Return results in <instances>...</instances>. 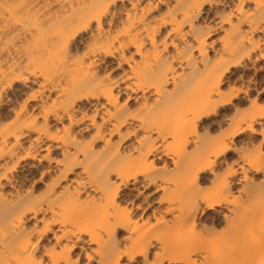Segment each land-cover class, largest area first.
I'll list each match as a JSON object with an SVG mask.
<instances>
[{
	"label": "bare ground",
	"instance_id": "6f19581e",
	"mask_svg": "<svg viewBox=\"0 0 264 264\" xmlns=\"http://www.w3.org/2000/svg\"><path fill=\"white\" fill-rule=\"evenodd\" d=\"M246 79L264 83V0H0V106L38 85L0 112V264H260L263 153L219 168L240 135L264 147Z\"/></svg>",
	"mask_w": 264,
	"mask_h": 264
},
{
	"label": "rangeland",
	"instance_id": "374dc122",
	"mask_svg": "<svg viewBox=\"0 0 264 264\" xmlns=\"http://www.w3.org/2000/svg\"><path fill=\"white\" fill-rule=\"evenodd\" d=\"M208 23H209V21H208ZM116 29H118V28H116ZM85 45V44H84ZM82 51V50H81ZM136 57H137V55L136 54H134ZM51 63H53V62H51ZM114 63H116V65H117V62H113V64L112 63H110V64H108V68H109V65L110 66H112L111 68H109L108 69V71H111L110 73L113 75V77H115L116 79H119L120 77H124V74L126 75V71H127V64H122L120 67L118 66H116ZM50 64V63H49ZM48 64V65H49ZM260 64H263V61L262 62H260ZM47 65V66H48ZM52 65V64H51ZM50 65V66H51ZM55 66H56V64H55ZM54 66V69L55 70H57L56 68L57 67H55ZM122 66H123V68H122ZM47 68V67H46ZM49 69H50V67H48ZM47 68V69H48ZM53 68V67H52ZM50 69V71H54L55 72V70L54 69ZM47 72V71H46ZM52 73V74H55V73ZM49 75H51V74H49ZM253 75V74H252ZM251 75V77H253V78H256L255 77V75H253L252 76ZM251 77H248V78H250L251 79ZM247 78V77H246ZM260 78V77H259ZM250 79H246L245 80V82L246 83H250L251 82V84H252V86H254V84L256 83L257 85H263L264 83H263V81L262 80H250ZM120 81H121V79H120ZM256 81V82H255ZM259 84H258V83ZM37 86L38 85H36V83L35 84H28V85H26L25 86V84H18L17 85V87H18V89H17V87H16V89L15 90H19V91H21L20 93H18L19 94V96L18 97H14V95H13V92H14V89L12 88V89H8L7 90V92H8V94H7V92H6V96H5V94L3 95L4 96V100H3V102L1 103V106H0V112H2V111H6L7 112V109H4V108H6V107H9V109H10V107H11V109H12V107H13V105H15V104H17V102H21L22 101V99H24L27 95L29 96L30 94L29 93H31L32 91H34V90H32V89H36L37 88ZM13 91V92H12ZM8 95V96H7ZM125 97V95H122V97ZM8 97V98H7ZM9 99H11V100H9ZM30 102V101H29ZM136 101H133V100H130V105H132V107L133 108H135V106H137V103H135ZM33 103H35L34 101H31L30 102V104H33ZM9 104V105H8ZM248 104V103H247ZM245 105V106H243V109H244V111H246L247 109H248V105ZM135 105V106H134ZM261 105H264V102H262L261 103ZM132 108V109H133ZM4 109V110H3ZM10 109V110H11ZM90 111V110H89ZM242 112H243V110H242ZM89 113H91V112H89ZM244 113V112H243ZM98 118V120H99V117H97ZM64 121H67L66 119L64 120ZM87 122V120H83L82 122H80V123H78V124H74V130H77L78 131V129L84 124V123H86ZM234 122V121H233ZM224 124V125H223ZM222 124V126H220V128L218 127V124L216 123L215 125H217V126H213L212 128H211V132L212 131H214L213 133H212V135L214 134V135H216V133L218 134V132H220V131H223V133H226L227 131H231V126L233 125L232 124V121H228V122H224ZM73 127V126H72ZM92 129H90V131H86V132H81V133H84V134H82L83 136L85 135V136H87V137H89V135L91 134V131ZM138 132H140L139 130H138ZM81 133L79 132V134L81 135ZM228 133V132H227ZM137 134L138 133H135L134 135L133 134H130V139H129V141L131 142V141H135L134 139L136 138V136H137ZM246 133L245 134H243V135H240L239 137H237V138H235V140H234V142H236L237 144H235V150H233L229 155H228V158H227V162L225 163V162H223L222 164H220V166H219V168H220V173L221 174H228V170H230V169H232V170H234V169H236V168H240V166H242V165H247V164H245L246 162L248 163V161H250V159H252V157H254L255 156V154L256 153H263L262 155L264 156V147L261 149V151L259 150L260 148H258V150H259V152H258V150L256 149L257 148V146L259 145L258 143L259 142H257V141H255V142H252L254 145H249V144H251V143H248V144H245L244 142L245 141H243V140H245L246 138ZM245 138V139H244ZM24 141H25V139H24ZM128 141V142H129ZM245 145H244V144ZM257 144V145H256ZM246 145H249L248 147L246 146ZM256 145V146H255ZM244 146H246V148L244 147ZM255 146V147H254ZM243 147V148H242ZM249 148V149H248ZM246 149V150H245ZM244 151H245V153H244ZM247 151V152H246ZM53 152V153H52ZM47 153L48 152H46V150L45 149H41L40 151H39V156H40V158H43V156H45V155H47ZM260 153V154H261ZM60 154H61V151L59 150V149H57V148H52V150H51V155H52V157H55V160H56V158L57 157H59L60 156ZM251 154V155H250ZM43 155V156H42ZM244 155V156H243ZM244 157V158H243ZM248 159V160H247ZM54 160V159H53ZM48 160L47 159H42L41 160V162H40V165L41 166H47L48 165ZM245 162V163H244ZM234 167V168H233ZM24 169H30V171H29V173L27 172V175H28V178H27V181H30V180H32V179H35V180H37L36 181V183H37V185L40 187L41 185V187L43 188L44 187V183L43 182H45V180L44 181H38L39 180V177H40V175H39V172L38 171H36V169H34V168H30V166H24L23 168L22 167H19V169L15 172V174L16 175H18V176H22L23 175V170ZM40 170V169H39ZM223 170V171H222ZM228 171V172H227ZM263 171V170H262ZM261 171V172H262ZM252 174H251V173ZM253 173V171L252 170H250L249 172H248V174H249V176L250 177H254V181H257V183H260V182H262L263 181V184H264V176H263V174L264 173ZM264 172V171H263ZM75 173V172H74ZM254 174V175H253ZM74 175L73 174H71V176L70 177H73ZM32 177V178H31ZM142 178V177H141ZM47 179V178H46ZM211 180V179H210ZM33 181V180H32ZM205 181H206V183H205ZM142 182V183H141ZM141 182H137V183H135V184H133V183H131V184H129V186H128V188H126L125 190L126 191H129V190H133L134 192L133 193H136L135 192V190L137 191V189L139 190H141L140 192L141 193H143L142 195H137V197L135 198H133L135 201L134 202H138V203H142V205L143 204H146V200L147 199H149L151 196H153V195H157V194H153L154 192H147V193H149V194H146L145 192L146 191H149L148 189H153L154 188V186L155 185H153V186H151V188L149 187V188H146V186L144 187L142 184H144L143 182V180H141ZM211 184V181H209V179L208 180H204L203 181V186L204 187H207L208 185H210ZM239 185V187H241V185L240 184H236L235 186H238ZM261 186H262V183H261ZM136 188V189H135ZM6 189H9V188H6ZM135 189V190H134ZM244 190V189H243ZM242 190V191H243ZM241 191V190H240ZM240 191H236L235 192V196L237 197V198H239L238 196H240V198H243V197H241V195H243V196H245L244 194H243V192L241 191V193H240ZM244 191H246V190H244ZM261 191H264V187L262 186V187H260V192ZM237 192L240 194V195H237ZM262 193H264V192H262ZM136 194H138V193H136ZM145 197L147 198V199H145ZM264 197V194L262 195V200L264 199L263 198ZM158 200V199H157ZM157 200H155V201H152L151 200V205H150V207L148 208V211H147V213L145 214V218L147 217V215H150L151 214V212H152V210L151 209H153L152 208V206H154V207H156V206H158L159 204H158V202H157ZM263 203H264V200H263ZM263 206H264V204H263ZM135 210V213H137L138 215H139V213H141L142 211L140 210V209H134ZM224 210H226L225 208H224ZM219 218V219H218ZM217 218V222H215L214 223V225L216 226L215 227V231H217V232H221V230L223 229H225V223H224V221L222 220V218L221 217H218ZM218 223V224H217ZM217 224V225H216ZM224 226V227H223ZM223 227V228H222ZM122 233V234H121ZM120 234H121V236L120 237H125L126 236V234H127V232L125 231V230H120ZM76 251H75V253H77L78 252V250H79V248H76L75 249ZM83 260H85V258H83L82 259V261ZM86 261V260H85Z\"/></svg>",
	"mask_w": 264,
	"mask_h": 264
},
{
	"label": "snow or ice",
	"instance_id": "6c2138e0",
	"mask_svg": "<svg viewBox=\"0 0 264 264\" xmlns=\"http://www.w3.org/2000/svg\"><path fill=\"white\" fill-rule=\"evenodd\" d=\"M261 87H264V85H261ZM261 99H264V93L261 95ZM91 259V258H90ZM260 264H264V260H261Z\"/></svg>",
	"mask_w": 264,
	"mask_h": 264
}]
</instances>
